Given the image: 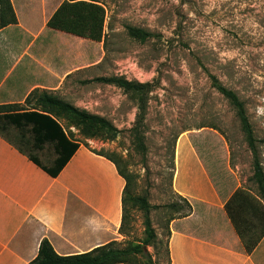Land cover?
I'll return each mask as SVG.
<instances>
[{"label":"rangeland","instance_id":"374dc122","mask_svg":"<svg viewBox=\"0 0 264 264\" xmlns=\"http://www.w3.org/2000/svg\"><path fill=\"white\" fill-rule=\"evenodd\" d=\"M83 1L100 9L96 35L70 33L80 37L66 50L74 53L72 74L55 91L36 89L105 119L109 126L81 120L34 99L0 110L49 111L70 138L117 160L132 180L122 238L114 246L142 241L143 197L150 205L156 233L146 249L154 264H169V223L189 210L188 201L173 186L180 138L181 145H206L212 156L228 159L246 180L243 185L248 191H244L253 199L257 194L253 153L218 85L235 92L243 102L264 171V0ZM129 27L141 30L144 39L132 36ZM100 76L122 77L145 87L139 92L126 90L94 80ZM137 132L143 149L135 139ZM3 134L43 165L54 159L52 144L33 149L26 129L8 126ZM246 216L253 220L252 231L256 230L255 217L249 210ZM144 261L138 257L139 264Z\"/></svg>","mask_w":264,"mask_h":264},{"label":"crops","instance_id":"0c3cea01","mask_svg":"<svg viewBox=\"0 0 264 264\" xmlns=\"http://www.w3.org/2000/svg\"><path fill=\"white\" fill-rule=\"evenodd\" d=\"M65 1L10 0L16 22L0 28V105L55 91L72 74L66 50L80 37L49 25ZM237 169L179 139L173 186L191 209L169 223V264H264V234L247 252L225 211L235 190L248 191ZM124 183L113 162L82 144L52 177L0 134V264L28 263L43 238L60 255L119 242Z\"/></svg>","mask_w":264,"mask_h":264},{"label":"trees","instance_id":"16d2710c","mask_svg":"<svg viewBox=\"0 0 264 264\" xmlns=\"http://www.w3.org/2000/svg\"><path fill=\"white\" fill-rule=\"evenodd\" d=\"M100 17V9L97 5L83 0H66L55 12L49 21V25L76 35L94 36L97 33ZM15 22L16 18L10 0H0V28ZM128 30L134 37L142 39L145 37V34H142L141 30L137 28L129 27ZM94 80L105 83H114L126 90H136L137 92L145 87L144 83L127 81L122 77L116 76H100L94 78ZM218 90L233 106L239 119L240 128L245 136V140L253 153L252 178L257 186V197L254 196L253 199L247 191L238 188L233 192L224 205L227 216L230 219L236 233L242 240L245 250L250 252L264 234V171L257 157L255 137L247 118L243 102L239 99L235 92L222 85H218ZM31 99H34V101L38 103L48 104L50 106L57 107L62 111L70 112L71 114L79 117L81 120H89L103 126H109L105 119L79 110L78 108L54 97L45 90H38L35 88L27 95L24 102L26 103ZM14 105L15 104H5L0 105V107H11ZM8 126H12L18 130H28L31 136V146L33 149H41L45 143L52 144L55 156L51 161V164L48 166L41 164L34 155L25 152V150H23L19 145L15 144L17 145V148L21 152L25 153L31 161L40 166L52 177H55L60 172L80 145L78 141L67 135L60 122L46 110H38L36 108L0 110L1 135H4L3 131ZM135 139L140 144L138 146H141V149H143L144 147L141 145L142 141L138 132L135 134ZM96 154L102 155L100 153ZM102 156L114 163L118 173L122 176L125 182L121 195V223L119 227V233H122L127 214L126 202L128 201L127 198L132 177L129 173L121 169L117 160L109 156ZM251 202L253 203L251 204ZM141 203L144 209V237L139 243L116 247L114 244H116L117 241H111L107 244L97 246L87 252L72 255H60L53 249L49 240L43 238L39 242L36 256L26 264H139V256L143 257L145 260L142 264H154L149 252L144 247L151 245L154 242L156 233L149 216L150 205L143 197L141 198ZM187 206L189 212L191 207L188 202ZM248 210L256 219L257 224L255 225L256 230L254 231H252L253 227H251L253 226L251 224L253 220L246 216ZM188 212L183 216L187 215ZM249 230L251 231L250 233H248Z\"/></svg>","mask_w":264,"mask_h":264},{"label":"water","instance_id":"95a60500","mask_svg":"<svg viewBox=\"0 0 264 264\" xmlns=\"http://www.w3.org/2000/svg\"><path fill=\"white\" fill-rule=\"evenodd\" d=\"M146 249V247H144Z\"/></svg>","mask_w":264,"mask_h":264}]
</instances>
